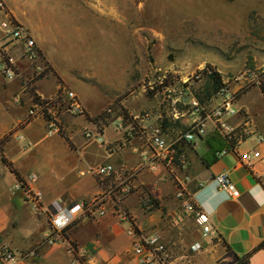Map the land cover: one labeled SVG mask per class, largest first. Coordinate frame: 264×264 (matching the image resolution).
I'll return each mask as SVG.
<instances>
[{
	"label": "crops",
	"instance_id": "0c3cea01",
	"mask_svg": "<svg viewBox=\"0 0 264 264\" xmlns=\"http://www.w3.org/2000/svg\"><path fill=\"white\" fill-rule=\"evenodd\" d=\"M4 2L16 20L29 29L53 76L77 81L95 78L89 62L62 54L69 44L90 45L82 29L89 18L86 10L81 8L83 13L73 28L67 19L63 26L52 23L51 16L67 12V8L43 9L30 20L26 13L22 17L13 4ZM21 4L31 6L32 1ZM28 63L16 61L18 73L25 79L40 69V65ZM39 81L33 87L39 99L57 87L56 82ZM19 86L0 77V238L15 253L13 264H73L75 259L82 264H136L131 238L126 234L128 223L120 220L123 213L133 218L138 230L161 238L171 264H213L225 258L230 264L228 255L238 259L248 254V264H264V248L255 250L264 242V203L260 202L264 201V162L248 167L239 159L253 150L264 156L261 92L262 103L252 107L235 103L239 114L228 121L236 128L230 137L210 121L206 133L195 142L179 141L176 135L187 120H181L177 129L171 126L162 131L176 150L173 165L167 167L154 157L150 145V133L156 128L151 105L134 104L135 97L116 100L120 93L115 87L104 85L102 90L76 84L75 94L87 115H72L62 109L58 114L61 133L49 135L47 122L40 116L17 128L35 105L31 90L19 92ZM112 103L116 105L109 114L92 121ZM86 130L99 132L101 143L86 139ZM104 164L112 165L116 172L108 177L90 173ZM127 171H133L130 179ZM220 173L230 177L238 198H230L218 188L214 177ZM19 178L42 193L40 210H33L22 190L14 188ZM127 186L131 191L124 194ZM96 196L104 198L105 216L78 217L60 236L50 230V214ZM198 199L222 201L214 216L207 215L211 232L206 237L186 209L193 204L202 211ZM195 244L200 248L193 250Z\"/></svg>",
	"mask_w": 264,
	"mask_h": 264
},
{
	"label": "rangeland",
	"instance_id": "374dc122",
	"mask_svg": "<svg viewBox=\"0 0 264 264\" xmlns=\"http://www.w3.org/2000/svg\"><path fill=\"white\" fill-rule=\"evenodd\" d=\"M7 1L30 20L43 9L67 8V12L57 11L51 16L52 23L61 26L67 19L74 28L82 9L89 15L82 29L90 45L69 44L62 54L89 62L94 79L62 80L53 76L40 54V60L33 64L40 65L39 72L32 78L19 75L10 81L20 85L19 92L25 83L22 88L27 93L35 81L56 82L54 92L40 99L50 104L48 115L59 127L57 134L61 133L58 114L62 109L72 115H87L75 94L76 84L102 90L104 85L115 87L120 93L116 100L135 97L134 104L151 105L155 113L153 131L161 135L187 120L176 134L178 139L197 123L194 103L200 106L204 121L221 102L225 90L235 95V103L251 107L262 103L264 0H31L27 7L21 4L23 0ZM206 66L221 77L217 93L212 94V80L201 73ZM66 91L74 93L82 114L70 110ZM97 134L86 130L84 137L99 142Z\"/></svg>",
	"mask_w": 264,
	"mask_h": 264
},
{
	"label": "built area",
	"instance_id": "2783aa9c",
	"mask_svg": "<svg viewBox=\"0 0 264 264\" xmlns=\"http://www.w3.org/2000/svg\"><path fill=\"white\" fill-rule=\"evenodd\" d=\"M17 60L34 64L40 60V52L29 29L17 21L7 10L4 0H0V77L7 81L17 79L19 77L16 67ZM22 90L25 91V89ZM223 93L221 102L206 114L205 121L201 119L199 113L200 106L194 103L195 110L197 111V123L187 133L180 136L178 140L184 139L187 142L198 140L206 133L207 121L213 122L225 137H230L235 132L236 128H231L228 124V121L239 114V110L235 105V95L229 93L228 90L223 91ZM65 94L69 100L70 110L82 114V109L74 93L66 91ZM14 101L18 103L19 98L14 99ZM40 102H42V105H33L28 112V116L32 118L42 116L47 120L48 134H57L59 127L52 119H49L50 115H48L50 112V104L43 102L41 99ZM95 138L101 141L100 134H97ZM262 140V138L259 139L260 142ZM149 141L154 151V157L161 159L167 167H171L176 154L173 145L168 144L158 130L150 133ZM239 159L241 163L248 167H253L256 163L264 162V156L258 150L241 154ZM115 172V168L110 164L98 166L90 171V173L98 177H108ZM127 172L126 175L130 179L133 171ZM32 180H34V177H32ZM214 181L218 188L228 197H239L236 186L226 173L216 175ZM30 187L23 182H19L14 188L22 190L25 199L32 206L33 210L38 211L41 208L43 195ZM130 191L131 188L129 186L122 190L124 194H129ZM186 209L194 215L195 223L201 229L202 236L206 237L211 232V224L208 216L193 204H188ZM105 214L104 198L102 196H96L90 201L75 203L50 214L48 224L50 230L60 236L78 217L88 218L92 215L103 217ZM120 220L128 223L126 234L131 238V250L136 257V264H171L170 252L158 235L147 234L138 230L133 218L127 213H123ZM199 248V244H195L192 247L193 250ZM15 258V253L0 238V263L13 264ZM73 264L82 263L78 259H75ZM213 264H229V258L222 259Z\"/></svg>",
	"mask_w": 264,
	"mask_h": 264
},
{
	"label": "trees",
	"instance_id": "16d2710c",
	"mask_svg": "<svg viewBox=\"0 0 264 264\" xmlns=\"http://www.w3.org/2000/svg\"><path fill=\"white\" fill-rule=\"evenodd\" d=\"M142 1H144V0H134L135 3H140V2H142ZM201 73L205 74L206 76H208V77L212 80V82H213L212 94H213V93H217L218 90H219V89L221 88V86H222L220 75H219L217 72L213 71L212 68H211L210 66H206L205 69H203V70L201 71ZM260 90H261V93L264 95V86H262V87L260 88ZM31 95L33 96V102H34L35 104L42 105V102H40L39 97H37V96L34 94V90H33V89H31ZM111 110H112V107H109L107 110H105L104 112H102L98 117L92 119V121L95 122V121H97L98 119H103V118H104V115H105V114H108L107 112H108V111H111ZM30 120H32V117L28 116V118H27L23 123L19 124V125L17 126V128L20 127V126H22V125H24L25 123L29 122ZM2 161L4 162V164H5L7 167H9V168L11 169L10 165L8 164V162H7L6 160L2 159ZM18 181L21 182V183L23 182L20 178L18 179ZM71 248H72V250H73L74 252H76V247H74V245H72ZM261 248H264V242L261 243V244L257 247V249H255V250H259V249H261ZM249 256H250V254L246 255L245 257L238 258L236 264H248V258H249Z\"/></svg>",
	"mask_w": 264,
	"mask_h": 264
},
{
	"label": "clouds",
	"instance_id": "9594fccd",
	"mask_svg": "<svg viewBox=\"0 0 264 264\" xmlns=\"http://www.w3.org/2000/svg\"><path fill=\"white\" fill-rule=\"evenodd\" d=\"M222 201L220 199H216L213 202H205L203 200L198 199L197 203L201 207L204 214L208 215L209 217L214 216L217 210V207ZM264 203V201H260Z\"/></svg>",
	"mask_w": 264,
	"mask_h": 264
},
{
	"label": "water",
	"instance_id": "95a60500",
	"mask_svg": "<svg viewBox=\"0 0 264 264\" xmlns=\"http://www.w3.org/2000/svg\"><path fill=\"white\" fill-rule=\"evenodd\" d=\"M229 257L232 258V262L230 264H233L237 261V257L236 256H233V255H228Z\"/></svg>",
	"mask_w": 264,
	"mask_h": 264
}]
</instances>
